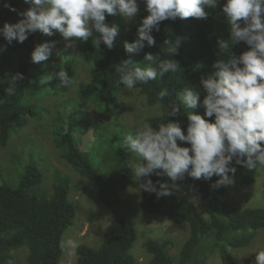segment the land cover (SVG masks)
<instances>
[{
  "label": "trees",
  "instance_id": "16d2710c",
  "mask_svg": "<svg viewBox=\"0 0 264 264\" xmlns=\"http://www.w3.org/2000/svg\"><path fill=\"white\" fill-rule=\"evenodd\" d=\"M143 3V0H140ZM17 10H26L24 0H8ZM224 0H219L215 9H207L206 19L189 17L187 19H166L159 25V31H153L156 44L145 47L136 53L143 61L145 53L159 55L161 59L171 58L167 54L164 41L167 38H179L181 45L178 54L173 55L179 64L177 73H168L163 78L149 81L147 84L138 83L135 89L144 96L148 105H159V111L146 117V123L158 128L159 123L168 120H178L182 131L187 128L186 114L181 106L180 114L176 117L167 116L168 104L179 103V91L191 86L201 89L200 99L205 93L200 80L213 73V64L219 56L218 42L228 40L230 33L226 18L222 12ZM144 4V3H143ZM4 5V4H3ZM0 6V27L5 22L11 23L15 12ZM145 6L138 11L133 21L126 22L118 13H106L105 22L115 25L118 35L114 46L108 49L103 43H93V37L85 42L78 40L77 46L80 58L88 63L96 72L92 82H82L77 89L80 101L87 99L95 102L102 114H114L119 106L118 95L124 87L115 72L117 64L131 57L124 49L125 41L131 43L136 37L138 25L147 15ZM19 19L21 17L19 16ZM18 19V20H19ZM95 35H99L96 33ZM59 32L54 31L53 40L58 39ZM45 35L36 31L19 43L11 44L0 35V146L8 144V140L17 126L27 117L40 118L45 109L30 97L42 91H59L58 79L50 81V73L65 68L68 75L76 65L74 57L69 52H63L50 62V73H46L40 64L31 61V53L35 46L43 43ZM248 46L237 43L232 46V53L240 55ZM133 60V59H132ZM137 66V65H135ZM21 73L23 79L17 80L16 94L9 96L5 89L12 76ZM168 88L170 95L163 100L158 99V92ZM203 115V106L194 109ZM214 120L212 118H207ZM56 127L54 145L60 149V156L76 173L90 179L96 186L97 199L110 211V221L106 226L101 243L98 247L78 244L75 249L77 264H136L130 249L136 238L132 221L124 214L126 200L122 192L134 178V170L128 167L135 163L124 144H109V139L116 138L119 124L89 120L79 103L64 102L58 115L51 125ZM124 129V128H123ZM52 130V129H51ZM53 133V132H52ZM54 134V133H53ZM85 143L92 145L101 140L100 146L107 148L100 153L103 170L97 171L91 164L84 150ZM181 143L178 141V144ZM184 146H189L185 144ZM95 148V145L92 149ZM248 170L237 166L235 186H246L255 178L257 169ZM153 183L164 181L166 176L152 175ZM218 177L211 180H194L186 177L184 181L191 183L196 191L200 207L205 215L184 195L173 191L170 196L157 197L155 193L143 191L140 194L139 206L148 213L168 217L173 223L187 224L189 233L180 246L177 256L172 257L169 249L173 243L169 239H148L146 251L151 255L148 264H206L207 254L203 241L209 238L214 250H217L221 264H235L230 251L222 244L228 241L234 247L249 243L253 231L264 228V206L235 208L223 199L225 188L213 190L211 185ZM52 191L42 185V173L31 163L26 165L19 175L18 184L11 186L6 182L0 183V264H20L15 258L14 251L21 247L27 248L22 264H58L62 252L61 235L72 223L76 209L68 193L71 189V179L59 171L53 170ZM236 233L235 235H233ZM264 250V246L260 249ZM258 250V251H260Z\"/></svg>",
  "mask_w": 264,
  "mask_h": 264
},
{
  "label": "clouds",
  "instance_id": "9594fccd",
  "mask_svg": "<svg viewBox=\"0 0 264 264\" xmlns=\"http://www.w3.org/2000/svg\"><path fill=\"white\" fill-rule=\"evenodd\" d=\"M24 3L30 5L24 11L17 10L7 0L3 5L21 17L15 23L5 22L0 27V35L8 44L23 43L36 31L48 37L56 31L66 40L65 49L75 48L77 40L85 42L89 37H93L94 44L103 43L112 49L118 29L105 22L106 13H118L128 22L133 21L139 11L138 0H24ZM143 3L148 14L138 25L135 39L124 43L129 54L154 46L152 33L159 31L162 21L206 19V8L215 9L219 0H143ZM222 12L231 45L225 40L218 42V55L227 58L217 59L213 64L215 71L201 78L203 100L200 99L201 89L189 86L184 88L179 103L168 104L169 117L179 115L184 106L188 121L186 134L178 120H168L159 123L158 130L152 124L141 122L134 134L124 137L127 150L136 155V162H130L128 167L134 170L139 188L155 193L158 198L179 190L177 182L186 177L211 180L215 176L218 179L211 185L213 190L231 189L236 184L237 166L248 170L264 166V0H224ZM240 42L248 48L237 56L231 49ZM163 45L171 58L161 59L148 52L143 57L145 67L135 66L131 57L116 65L115 72L126 89L130 91L138 83L147 84L180 70L172 56L178 54L181 40L167 38ZM55 48L56 41L37 44L31 61L36 64L48 61ZM54 78L66 88L73 85L65 68L50 73V81ZM21 79V73L12 76L5 89L7 95L16 94V81ZM169 95L168 88H163L158 92V99ZM200 106L204 108L203 115L192 111ZM213 116L214 120L205 118ZM152 175L166 176L171 183L161 181L157 186L150 178ZM78 246L71 238L62 244L73 250ZM254 253V264H264V250Z\"/></svg>",
  "mask_w": 264,
  "mask_h": 264
},
{
  "label": "rangeland",
  "instance_id": "374dc122",
  "mask_svg": "<svg viewBox=\"0 0 264 264\" xmlns=\"http://www.w3.org/2000/svg\"><path fill=\"white\" fill-rule=\"evenodd\" d=\"M138 2L139 10L143 9L145 5L140 0ZM4 3L5 0H0V6ZM28 7L30 5L26 4V8ZM21 10L19 9V11ZM18 19L19 16L15 12L11 23L17 22ZM50 40L56 41V48L50 59L42 62L40 67L44 72L50 73V62L53 58L65 51L69 52L76 61L72 74L69 76L73 81V85L66 88L60 84L59 91H42L40 94L30 97L31 101L45 110L42 111L40 118L27 117L23 120L16 130L12 132L8 144L4 147L0 146V183L6 182L11 186H16L19 175L24 171L26 165L31 163L42 173V185L48 187L49 192L52 191L50 188L53 181V170L67 175L71 179L68 199L73 202L76 213L72 223L61 235V245L66 239L71 238L78 244L82 243L91 247H98L101 243L102 234L110 221V211L97 199L94 182L76 173L61 158L60 149L55 147L53 141V138L56 137L54 132L56 127L53 124L51 125V123L58 115V111L61 110L64 102L79 103L85 111L87 119L96 120L101 124L111 122L124 128L117 127L116 138L109 139V144L118 145L124 144V137L127 134H134L136 127L141 122H146L147 116L158 112L159 107L157 105H148L144 96L135 88L129 91L125 86L119 92V106L114 114H102L96 103L90 99L80 101L77 95L79 85L82 82H92L96 77V72L80 58L77 46L78 40L75 48L69 49H65L66 40L61 34L56 40L45 36L43 42ZM57 52H59V55H56ZM131 55L135 65L140 67L147 66V64L140 61L136 53ZM183 90L179 91V97L183 95ZM182 108L187 119L184 106ZM82 140H84V150L91 164L97 171L101 172L104 166L99 154L107 148V144L100 146L101 140H96L95 143L89 145L85 143L86 137H83ZM94 145L95 148L92 149ZM129 154L136 162L135 153L129 152ZM164 181L171 183L168 177ZM139 183L133 178L130 185L122 192V196L126 200L123 212L132 221L136 231V238L130 253L134 257L136 264H148L151 255L146 251V241L148 239H169L173 243V248L169 249V253L174 258L188 236V226L187 224L173 223L168 217L144 211L139 206V198L142 192L139 188ZM177 183L180 185V189L173 191L186 195L205 215V212L200 207L193 185L187 181H178ZM222 197L238 209L264 206V166L257 169L255 178L250 184L226 189ZM210 241L209 238L203 241L205 252L208 256L206 264H221L219 253L213 249ZM221 243L230 251L235 264H254V251H258L264 246V228L254 230L251 240L246 245L234 247L228 241H222ZM26 253L27 248L25 246L14 251L15 258L20 264H22ZM58 264H77L75 249L62 247Z\"/></svg>",
  "mask_w": 264,
  "mask_h": 264
}]
</instances>
